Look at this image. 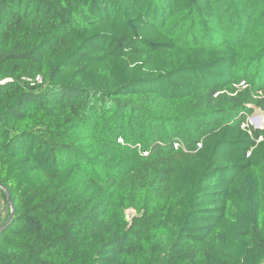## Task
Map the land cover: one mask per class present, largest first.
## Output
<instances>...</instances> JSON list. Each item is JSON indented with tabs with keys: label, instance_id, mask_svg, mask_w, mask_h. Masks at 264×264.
<instances>
[{
	"label": "trees",
	"instance_id": "obj_1",
	"mask_svg": "<svg viewBox=\"0 0 264 264\" xmlns=\"http://www.w3.org/2000/svg\"><path fill=\"white\" fill-rule=\"evenodd\" d=\"M256 112L264 0H0V264H264Z\"/></svg>",
	"mask_w": 264,
	"mask_h": 264
},
{
	"label": "rangeland",
	"instance_id": "obj_2",
	"mask_svg": "<svg viewBox=\"0 0 264 264\" xmlns=\"http://www.w3.org/2000/svg\"><path fill=\"white\" fill-rule=\"evenodd\" d=\"M264 123V118L261 116V114L259 112H256L250 119H249V124H251L254 127H262V124ZM1 204V213H2V217H4L6 215L7 209L6 206L3 204V202L0 203ZM128 216H131V212H128Z\"/></svg>",
	"mask_w": 264,
	"mask_h": 264
},
{
	"label": "water",
	"instance_id": "obj_3",
	"mask_svg": "<svg viewBox=\"0 0 264 264\" xmlns=\"http://www.w3.org/2000/svg\"><path fill=\"white\" fill-rule=\"evenodd\" d=\"M7 201H8V203H9V204H10V206H11V212H12V213H11V216H10V218H11V217H12V214H13V208H12V205H11V200H10V198H9V197L7 198ZM10 218H9V220H10ZM9 220H8V221H9ZM8 221H7V222H8ZM7 222H6V223H7ZM6 223H5V224H6Z\"/></svg>",
	"mask_w": 264,
	"mask_h": 264
},
{
	"label": "built area",
	"instance_id": "obj_4",
	"mask_svg": "<svg viewBox=\"0 0 264 264\" xmlns=\"http://www.w3.org/2000/svg\"><path fill=\"white\" fill-rule=\"evenodd\" d=\"M35 82L36 83H40L41 82V78L40 77H36Z\"/></svg>",
	"mask_w": 264,
	"mask_h": 264
}]
</instances>
